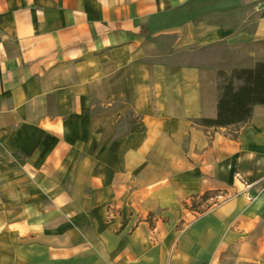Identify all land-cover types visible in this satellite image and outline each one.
<instances>
[{
    "label": "crops",
    "instance_id": "crops-1",
    "mask_svg": "<svg viewBox=\"0 0 264 264\" xmlns=\"http://www.w3.org/2000/svg\"><path fill=\"white\" fill-rule=\"evenodd\" d=\"M257 61L264 0H0V264H264V104L195 123Z\"/></svg>",
    "mask_w": 264,
    "mask_h": 264
},
{
    "label": "trees",
    "instance_id": "trees-1",
    "mask_svg": "<svg viewBox=\"0 0 264 264\" xmlns=\"http://www.w3.org/2000/svg\"><path fill=\"white\" fill-rule=\"evenodd\" d=\"M216 117L201 118L195 123L202 127H228L246 123L252 107L264 104V62L257 61L251 67H236L229 72L216 71ZM210 196L205 192L200 201ZM200 203L191 202L190 209Z\"/></svg>",
    "mask_w": 264,
    "mask_h": 264
},
{
    "label": "rangeland",
    "instance_id": "rangeland-1",
    "mask_svg": "<svg viewBox=\"0 0 264 264\" xmlns=\"http://www.w3.org/2000/svg\"><path fill=\"white\" fill-rule=\"evenodd\" d=\"M100 106H96V108H99ZM133 120H135V116L131 113V112H129V111H126L125 112V114H124V117H122V120H121V124H120V126H119V128H118V131H123V129L125 128V126H127L128 124H130L131 123V121H133ZM219 200V199H218ZM218 200H216V197L214 196L213 197V202H215L216 201V203H217V201ZM193 201H195L196 203H200L197 207H196V210H198V209H204L205 208V206L206 205H204L203 204V202L202 201H200V198H196V199H194ZM210 202V201H209ZM212 202V201H211ZM198 208V209H197Z\"/></svg>",
    "mask_w": 264,
    "mask_h": 264
}]
</instances>
